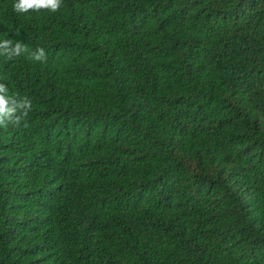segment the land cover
Instances as JSON below:
<instances>
[{
  "label": "trees",
  "instance_id": "trees-1",
  "mask_svg": "<svg viewBox=\"0 0 264 264\" xmlns=\"http://www.w3.org/2000/svg\"><path fill=\"white\" fill-rule=\"evenodd\" d=\"M14 3L0 264H264V0Z\"/></svg>",
  "mask_w": 264,
  "mask_h": 264
},
{
  "label": "clouds",
  "instance_id": "clouds-1",
  "mask_svg": "<svg viewBox=\"0 0 264 264\" xmlns=\"http://www.w3.org/2000/svg\"><path fill=\"white\" fill-rule=\"evenodd\" d=\"M62 0H15L13 10L18 14L28 13L29 11L39 12L47 9L52 12L59 11ZM19 34V32H17ZM23 53L28 54V59L35 61H46V53L43 47L30 51L27 45L17 41L13 44L11 39L0 42V55H5L9 60L18 57ZM8 87L5 83H0V126H7L8 123L19 126L24 121L27 127L26 117L31 110L32 103L27 97L16 99L6 95Z\"/></svg>",
  "mask_w": 264,
  "mask_h": 264
}]
</instances>
